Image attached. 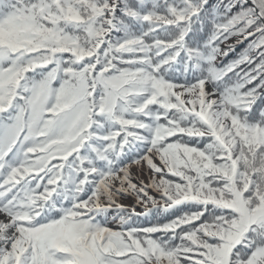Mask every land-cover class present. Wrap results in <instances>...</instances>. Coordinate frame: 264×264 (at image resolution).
<instances>
[{
  "label": "snow or ice",
  "instance_id": "1",
  "mask_svg": "<svg viewBox=\"0 0 264 264\" xmlns=\"http://www.w3.org/2000/svg\"><path fill=\"white\" fill-rule=\"evenodd\" d=\"M0 264H264V0H0Z\"/></svg>",
  "mask_w": 264,
  "mask_h": 264
},
{
  "label": "trees",
  "instance_id": "2",
  "mask_svg": "<svg viewBox=\"0 0 264 264\" xmlns=\"http://www.w3.org/2000/svg\"><path fill=\"white\" fill-rule=\"evenodd\" d=\"M213 2H215V0H213ZM231 40H234V42L230 43ZM226 43L228 44H233L235 45V50L230 52L229 55L227 57H220L218 58L219 60V63L222 65V64H226L229 60H232L234 58H236L246 47H247V44L248 42L246 41L244 44H240L238 43V40L236 37H232L229 41H227ZM222 47H224V45H222ZM153 195H156L155 193H152ZM144 209L142 208L141 210H138V212H143ZM139 223H142V224H146L147 221H139ZM109 227H112V228H117L119 226V224L117 225H112L111 222H109L108 224Z\"/></svg>",
  "mask_w": 264,
  "mask_h": 264
},
{
  "label": "rangeland",
  "instance_id": "3",
  "mask_svg": "<svg viewBox=\"0 0 264 264\" xmlns=\"http://www.w3.org/2000/svg\"><path fill=\"white\" fill-rule=\"evenodd\" d=\"M234 42V40H231L230 43ZM132 174L134 178L142 179L144 181H147L149 179V176L146 174V171H141L139 170L136 166H133L132 169ZM135 182V180H134ZM135 197L134 196H124L121 197L119 200V203L125 205V206H133L135 205ZM141 207H137L136 210H139ZM112 215H115L113 212ZM114 224H119L118 221H112Z\"/></svg>",
  "mask_w": 264,
  "mask_h": 264
}]
</instances>
